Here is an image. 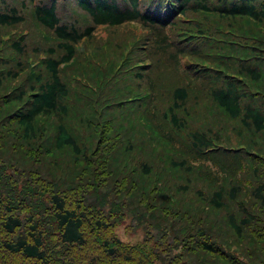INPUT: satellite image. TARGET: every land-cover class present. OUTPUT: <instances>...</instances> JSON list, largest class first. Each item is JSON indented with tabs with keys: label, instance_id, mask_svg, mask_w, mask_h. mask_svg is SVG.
<instances>
[{
	"label": "trees",
	"instance_id": "obj_1",
	"mask_svg": "<svg viewBox=\"0 0 264 264\" xmlns=\"http://www.w3.org/2000/svg\"><path fill=\"white\" fill-rule=\"evenodd\" d=\"M176 257L264 264V0H0V264Z\"/></svg>",
	"mask_w": 264,
	"mask_h": 264
},
{
	"label": "rangeland",
	"instance_id": "obj_2",
	"mask_svg": "<svg viewBox=\"0 0 264 264\" xmlns=\"http://www.w3.org/2000/svg\"><path fill=\"white\" fill-rule=\"evenodd\" d=\"M128 221L124 219L122 222H119L115 227V232L124 240L127 241H134L137 238H139L142 234V231L140 228L131 229L129 226H127ZM228 249H230V246H228ZM170 264H183L179 262V259L176 257V260L170 261Z\"/></svg>",
	"mask_w": 264,
	"mask_h": 264
}]
</instances>
